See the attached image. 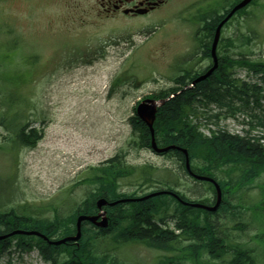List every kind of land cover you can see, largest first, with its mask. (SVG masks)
<instances>
[{
	"label": "rangeland",
	"instance_id": "obj_1",
	"mask_svg": "<svg viewBox=\"0 0 264 264\" xmlns=\"http://www.w3.org/2000/svg\"><path fill=\"white\" fill-rule=\"evenodd\" d=\"M223 1L207 6V0H174L158 17L130 21L91 16L83 0H0V113L16 122L19 117L43 134L30 148L13 142V126H0V212L14 208L37 218L67 217L96 190L98 184L88 180L95 169L116 155L124 166L137 169L117 182L120 193L140 196L171 186L191 200L211 202L212 187L188 177L175 154L158 155L141 146L130 119L137 101L164 97L180 85L177 78L190 64L186 57L201 29L199 16L220 10ZM245 10L223 29L222 45L237 34L231 54L264 60V0H253ZM246 72L238 67L235 74L257 78ZM225 109L210 103L189 118L203 134L247 129L243 114L233 120L224 117ZM206 112L219 119L207 121ZM145 168L152 173L146 183L139 173ZM263 198L264 174L235 185L228 198L234 207L214 217L231 242L254 250L258 264H264L263 208L258 206ZM14 243L0 254V264H50L36 249L21 251ZM93 244L113 264H154L163 254L118 242L112 234Z\"/></svg>",
	"mask_w": 264,
	"mask_h": 264
},
{
	"label": "trees",
	"instance_id": "obj_2",
	"mask_svg": "<svg viewBox=\"0 0 264 264\" xmlns=\"http://www.w3.org/2000/svg\"><path fill=\"white\" fill-rule=\"evenodd\" d=\"M240 12L244 13V9ZM214 13L218 16L217 11ZM209 16L208 23L213 26L215 21L211 18L212 14ZM210 37L212 38V34ZM237 39L240 38L229 37L225 40V45L233 47ZM246 40L249 41V37H246ZM241 42L243 43L242 38ZM226 59H230L228 54H226L224 63L221 60L219 63V66L224 68L216 70V75H213L210 83L200 81L194 87L185 89L159 107L154 123V132L159 145L184 146L189 153L190 160H200V163L191 165L193 172L216 176L214 178L222 188V202L217 210L209 212L186 206L172 195L162 194L143 201H129L105 207L109 217L108 227L95 228L84 221L81 225L82 235L78 243L69 241L56 246L40 237L14 235L0 241V253L8 249L14 240L17 249L29 251L36 248L43 260L50 264H113L112 260L107 259L106 254H97L93 244L96 238H105L112 234L118 242L141 244L162 252L160 259L154 264H215L217 262L258 264L254 250L243 243L231 242L230 236L222 230L217 218L214 217L234 207L230 205L228 198L235 185L249 184L264 174V148L257 143V140L252 142L251 139L227 132L213 133L210 137L204 136L198 125L189 118L190 114L197 117L200 107L212 103L220 108L225 107L229 116L242 111L250 117L249 123L252 120L259 121L260 125L264 123V113L255 112L256 110L264 112L261 87L235 76V70L241 67L252 74L261 73L264 77V60H253L241 54L239 58L233 59L236 61L233 66L228 64ZM218 78L224 79L225 83L215 82L214 80ZM179 84L177 88L170 91L174 92L184 87L182 81H179ZM169 92L163 95H168ZM219 116V114L204 113L207 121L214 119L216 122ZM11 120L10 117L0 113V126L3 125L6 128L13 126V142L17 145L33 147L41 139L43 134L35 128H29L27 123H22L21 118L18 117L17 122L14 117ZM130 122L133 128L140 133V145H149L147 126L135 113ZM173 153L181 160L182 165L180 166L183 168V155L176 151ZM107 164L97 167L92 179H88L98 184L96 190L89 193L67 217L55 214L52 219H43L18 213L11 208L0 212V233L20 228L36 230L49 239H53L54 236L57 237L55 239L63 238L75 233V219L79 214L92 215L97 212L95 205L97 198L104 197L108 201H115L135 197V192L120 193L117 189V182L121 178L132 177L137 169L124 166L119 155L110 158ZM220 171L225 176L222 179L218 176ZM237 171L238 176L233 180V173ZM139 173L141 179L146 178L145 183L150 181L149 177L152 173L149 168L141 169ZM165 189L174 191L173 193L182 201H196L203 204L215 202L213 188L214 196L211 202L200 199L191 200L171 186H166ZM258 206L263 208L262 217L264 219V198L260 200Z\"/></svg>",
	"mask_w": 264,
	"mask_h": 264
},
{
	"label": "flooded vegetation",
	"instance_id": "obj_3",
	"mask_svg": "<svg viewBox=\"0 0 264 264\" xmlns=\"http://www.w3.org/2000/svg\"><path fill=\"white\" fill-rule=\"evenodd\" d=\"M83 1H85L87 5V13L98 19H107V20L124 19L130 21L147 19V18L152 19L154 17H158L159 12H161L163 9L170 6L174 2V0H83ZM218 1L219 0H214L215 3ZM227 12L228 10L226 12L222 11L221 13H219V16L213 17L215 21L213 26H211L208 23L209 22L208 17L206 18L201 17L198 20L201 23V29H199L195 33L196 44L192 45V51L186 57V59L189 61L190 64L187 67L184 66L181 68V72L179 73V77L177 78L178 82L182 81L184 85L186 84L188 85L191 82H193L196 78L204 75L209 70V68L213 63L211 56V42L214 35V31L219 21L227 14ZM236 15L237 14H235L233 17H235ZM200 34H202L203 38H200L199 36ZM211 34H212V38L210 37ZM231 47L232 46L217 45L216 50H217L218 66L216 67L215 70L211 72V74L207 78L202 79L200 81H206L207 83H210V79L213 78V75L214 76L216 75V70L224 68L223 66L221 67L219 66L220 63L219 61L221 60V62L224 63L226 54H228L230 58V59H226V62L234 66V62L236 61H234L233 59H237L239 57H237V55H233L230 53ZM196 56L199 57L197 62L193 61L196 58ZM181 60H185V57L184 59L182 58ZM178 65H180L179 62ZM214 81L221 84L225 83V80L222 78L215 79ZM195 85L196 84H194V86Z\"/></svg>",
	"mask_w": 264,
	"mask_h": 264
},
{
	"label": "water",
	"instance_id": "obj_4",
	"mask_svg": "<svg viewBox=\"0 0 264 264\" xmlns=\"http://www.w3.org/2000/svg\"><path fill=\"white\" fill-rule=\"evenodd\" d=\"M251 0H241L239 1L230 11L229 13L220 21V23L217 25L216 30H215V34H214V39L212 42V47H211V53H212V57H213V65L209 68V70L202 76L198 77L196 80H194L191 83V86L194 85L196 82L204 79L205 77H207L216 67H217V58H216V45H217V41L219 39V35H220V29L222 27V25L233 15V13H235L237 10H239L240 8L244 7L245 5H247ZM176 94H178V92L170 94L167 98L165 99H149L146 98L142 101H140L137 106H136V114L138 116V118L143 121L146 126L148 127L149 131H150V146L151 148L156 151V152H165L170 148H174V145H169L163 148H160L157 146L156 141H155V137H154V128H153V123L155 120V115L157 112V109L159 106L163 105L166 101H168L169 99L173 98ZM180 149V148H179ZM182 152L185 155V167L186 169L191 173L190 171V166H189V159H188V155H187V151L185 149H181ZM192 174V173H191ZM196 179L199 180H206V181H210L214 184L215 190H216V200L215 203L213 205H205V204H201V203H185L188 204L192 207L195 208H200V209H204L206 211H210L213 212L215 210H217V208L219 207L221 201H222V197H221V189L219 187V185L210 177L207 176H194ZM163 193H169L173 196H176L175 194L169 192V191H156L153 193H150L146 196H143L139 199H133V200H143L149 197H153L159 194H163ZM125 200H131V199H122V200H117V201H113V202H108L105 198H98L96 200V206L97 209L99 210L98 213L94 214V215H79L76 218V233L74 235L71 236H67L58 240H48V238L46 236H44L43 234L34 231V230H22V229H15L7 234H3L0 235V239L12 236L14 234H26V235H36L39 236L41 238H43L44 240L48 241L50 244L52 245H60L63 243H66L68 241H73L76 242L80 239L81 236V223L82 221H88L91 224L100 227V228H105L108 226V217L106 215V211L103 210V206L109 204V205H114L118 202H123Z\"/></svg>",
	"mask_w": 264,
	"mask_h": 264
},
{
	"label": "bare ground",
	"instance_id": "obj_5",
	"mask_svg": "<svg viewBox=\"0 0 264 264\" xmlns=\"http://www.w3.org/2000/svg\"><path fill=\"white\" fill-rule=\"evenodd\" d=\"M240 91V90H239ZM160 96V95H159ZM238 99V98H237ZM261 104V103H260ZM233 107V106H232ZM231 108V107H230ZM238 110H240V109H238ZM255 115V114H254ZM231 116V115H230ZM250 145V144H249ZM262 151V150H261ZM165 189V188H164ZM167 190V189H166ZM174 192V191H173ZM175 193V192H174ZM194 202H196V201H194ZM205 204V203H204ZM107 210V209H106ZM111 216V215H110ZM82 227V226H81Z\"/></svg>",
	"mask_w": 264,
	"mask_h": 264
}]
</instances>
